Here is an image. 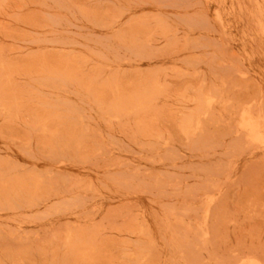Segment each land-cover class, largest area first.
Returning a JSON list of instances; mask_svg holds the SVG:
<instances>
[{
	"label": "rangeland",
	"instance_id": "374dc122",
	"mask_svg": "<svg viewBox=\"0 0 264 264\" xmlns=\"http://www.w3.org/2000/svg\"><path fill=\"white\" fill-rule=\"evenodd\" d=\"M0 264H264V0H0Z\"/></svg>",
	"mask_w": 264,
	"mask_h": 264
}]
</instances>
